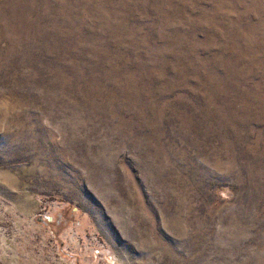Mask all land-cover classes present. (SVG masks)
Segmentation results:
<instances>
[{"label": "rangeland", "instance_id": "obj_1", "mask_svg": "<svg viewBox=\"0 0 264 264\" xmlns=\"http://www.w3.org/2000/svg\"><path fill=\"white\" fill-rule=\"evenodd\" d=\"M0 264H264V0H0Z\"/></svg>", "mask_w": 264, "mask_h": 264}]
</instances>
